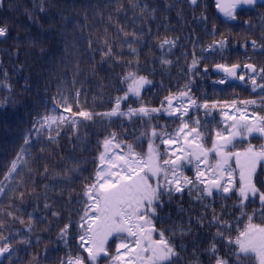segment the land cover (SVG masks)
Returning <instances> with one entry per match:
<instances>
[{
    "label": "trees",
    "instance_id": "16d2710c",
    "mask_svg": "<svg viewBox=\"0 0 264 264\" xmlns=\"http://www.w3.org/2000/svg\"><path fill=\"white\" fill-rule=\"evenodd\" d=\"M34 4L38 5L39 0H6L4 7L0 8V26L8 30L5 37H0V98H9L0 107V180L7 175L11 162L23 146L22 134L31 129L32 122L38 116L51 112L53 98L57 102L60 100L58 92H63L71 105V112L64 113L66 116L71 117L77 107L102 113L112 106L111 99L124 94L118 89L127 87L122 80L132 71L152 81L151 85L141 89V97L145 105L157 107L170 91L175 93L182 89L191 78L188 69L194 44L197 45L195 52L201 71L194 80L192 93L196 97L206 95L210 102L221 101L212 111L209 129L221 126L224 119L221 112L228 110L224 101L261 98L260 90L253 92L250 82L247 85L241 81L221 85L214 82L222 77L211 73L216 64L230 66L252 63L264 67V57L260 56L264 48L253 49L251 45L252 41H256L258 46L264 45V28L260 27L262 16L257 14H264V9H259V6L251 11L238 10L237 19L230 20L217 12L213 0H198L196 6L190 5L188 0H45L47 10L36 11L30 17ZM202 15L207 17L206 21L201 19ZM245 22L253 25L251 30ZM213 27L217 33L215 36L211 34ZM124 33L129 35L125 36ZM133 33L139 38V42L132 43L137 50L135 54L125 43L126 40H133ZM165 38L176 40V46L171 51L168 45L159 47ZM221 38L227 41L224 50L213 49L204 53L207 59L201 57V49ZM105 41L111 46V56L103 55L107 50ZM162 60L172 63L162 64ZM203 68L208 69L207 75ZM257 82H261L259 78ZM76 91H80L81 95L77 103H73ZM138 106L137 103L132 104V107ZM60 110H63L62 107ZM252 110L249 108L250 112ZM259 111L264 115V108ZM200 115L203 116V110ZM76 119L82 120L79 117ZM121 123L126 129H136L137 133L143 131L140 121ZM159 123L166 125L167 131H173L176 127L169 119H161ZM111 130L119 133L121 129L113 124ZM106 134L99 123L84 121L74 130L65 125L58 136L55 131L51 132L54 142L49 141L48 133H43L39 141L33 140L29 149V167L13 181L19 187L0 204V214L14 212L24 221L20 223L4 217L5 228L10 227L12 232L19 233L16 237L18 241L26 236L31 241L30 244H15L14 264H60L68 249L75 252L78 242L72 236L78 230L70 233L67 248L60 241L59 232L69 219L75 221L79 218L76 209L81 205L77 201L82 198L83 186L90 182L95 173L97 157L102 151L98 142ZM249 139L257 147L264 143V139L259 137ZM128 142H134V139ZM247 146V142L241 143L238 139L234 150L242 151ZM73 162H79V171L73 176L75 183H61L65 168ZM45 166L49 173H44ZM262 170L264 161H258L257 172L261 173ZM185 174L191 177L194 170L186 169ZM20 191L25 193L23 202L16 198ZM237 202L235 197L216 199L212 207L220 212L222 206L227 205L229 212H232V206ZM203 203L210 202L205 200ZM45 204L49 207L45 208ZM53 212H58L59 216L52 215ZM201 213L211 219V210L202 207L201 202L185 190L183 194H175L171 203L166 204L160 212L161 216L170 217V222L157 221L156 226L168 229L186 222L188 217L194 220ZM236 216H239V212ZM225 219L235 222L231 216L226 215ZM253 222L264 223L259 219ZM246 223V220L243 221L240 229ZM29 227L31 232H28ZM191 227L192 232L187 236L174 237L177 245L182 243L187 248V251L181 252L180 264H189L193 251L199 253L201 264H209L211 255L203 250L214 242L220 249V255L226 256V243L213 239L216 228H209L207 223L203 227L193 223ZM4 234L9 233L6 231ZM237 234V231L230 233L233 238ZM165 235L169 237L171 234L166 231ZM109 251L114 252L111 241ZM0 264L9 262L0 261ZM101 264L109 262L101 261ZM245 264L257 262L252 259L245 261Z\"/></svg>",
    "mask_w": 264,
    "mask_h": 264
},
{
    "label": "snow or ice",
    "instance_id": "6c2138e0",
    "mask_svg": "<svg viewBox=\"0 0 264 264\" xmlns=\"http://www.w3.org/2000/svg\"><path fill=\"white\" fill-rule=\"evenodd\" d=\"M5 2L6 0H0V8L4 7ZM188 2L192 6L198 4V0ZM44 5L45 0H39L38 5L34 4L33 11L29 13L30 17L36 11L45 12L47 9ZM257 5L264 7V0H228L223 5L220 0H216V6L230 20L237 19L238 9L255 10ZM257 14L262 16L260 27L264 28V14ZM201 19L206 21L207 17L202 15ZM245 23L251 30L253 25L250 22ZM7 32L6 27L0 26V37H5ZM211 34L217 35L214 27ZM131 35L133 40H126L125 43L131 53L135 54L137 50L132 47V43L139 42V38L135 33ZM226 44L224 38L214 40L207 48L201 49V57L213 49L224 50ZM165 45H168L171 51V48L176 46V40L165 38L159 47L163 48ZM251 45L253 49L264 48V45L258 46L256 41H252ZM105 47L107 50L103 55L111 56V46L107 41ZM196 47L194 44L191 52L192 60L188 72L192 76L188 83L175 93L170 91L160 101L159 106L145 105L141 97V89L145 85H151L152 81L129 71L122 80L127 87L118 89L124 94L110 100L112 106L109 110L102 113L89 112L77 107L71 117L66 116L64 113L71 112V105L63 92H58L60 100L57 102L53 98L51 112L38 116L32 122L31 129L22 134L23 146L11 162L7 175L0 180V204L19 187L13 181L29 167V149L33 140L39 141L43 133H48L49 141L54 142L51 132L55 131L58 136L65 125L74 130L76 125L84 121L99 123L107 133L98 142L102 151L97 157L95 173L90 182L83 186L82 198L77 201L81 205L76 209L79 218L75 221L69 219L60 229L59 239L66 248L70 233L78 230L77 234L72 236V239L78 242L75 252L68 249L60 264H101V261H108L109 264H180L181 252L187 251V248L182 243L177 245L174 237L190 234L193 223L201 227L207 223L209 228H216L213 239H218L222 244L226 243L228 247L226 256L220 255V249L215 242L203 250L211 255L209 264H245V261L252 259L257 264H264V223L253 222L254 219L264 221V170L257 172V162L264 161V143L257 147L249 139H264V115L259 111L264 108V67H257L252 63L214 66L224 74L223 78L214 83L223 85L237 80L247 85L250 82L253 92L260 90L261 98H234L224 101L228 110L221 112L224 117L221 126L218 129H209L212 111L221 101L210 102L206 95L196 97L192 93L194 80L201 71L198 68ZM161 63L171 64L172 61L162 60ZM203 72L207 75L208 69L203 68ZM258 78L260 83L257 82ZM80 95V91L75 92L73 103H77ZM8 100L7 97L0 98V107ZM133 103L139 106L132 107ZM238 104L243 107H238ZM45 106L47 107V102ZM249 108L253 110L250 112ZM201 110L203 116L200 115ZM161 119L171 120L176 125L174 130L167 131V126L159 123ZM122 121L131 124L140 121L143 131L137 133L136 129H126ZM154 121L156 123H153ZM113 124L121 129L119 133L111 130ZM130 139H134V142H128ZM238 139L239 142L248 144L242 151L234 150ZM186 169L194 170V175L187 176ZM78 171L79 162H73L65 168L61 183H75L73 176ZM44 173H49L47 166ZM56 176L59 177L60 174L57 173ZM185 190L193 195L196 201L201 202L202 207L211 210V219L201 213L194 220L188 217L186 222L171 228H157V221L167 223L171 220L170 217L160 215L165 205L171 203L175 194H183ZM24 195L25 193L20 191L16 198L23 202ZM233 197L238 202L232 206V212H229L227 205L222 206L220 212L212 207V202L216 199L229 200ZM205 200L210 203L204 204ZM253 205L256 207H252ZM48 207L49 205L45 204V208ZM237 212L239 216H236ZM52 215L59 216V213L53 212ZM226 215L234 217L235 222L226 220ZM4 217H10L20 223L24 221L14 212L0 214V261L14 264L12 257L17 251L15 244H30L31 241L27 236L18 241L16 237L19 233L12 232L10 227L5 228ZM31 219L29 214V220ZM245 220L247 223L240 229L239 225ZM6 231L8 235L4 234ZM166 231L171 234L169 237H166ZM233 231L238 232L235 238L230 235ZM28 232H31V227ZM110 241L114 252L109 251ZM192 247L196 248L195 243ZM189 264H201L198 252L193 251Z\"/></svg>",
    "mask_w": 264,
    "mask_h": 264
},
{
    "label": "water",
    "instance_id": "95a60500",
    "mask_svg": "<svg viewBox=\"0 0 264 264\" xmlns=\"http://www.w3.org/2000/svg\"><path fill=\"white\" fill-rule=\"evenodd\" d=\"M220 2H221V4L223 5V4H226V3L228 2V0H220ZM220 11H221V10H220ZM221 12H222V11H221ZM212 73H213V74L224 75L222 72L216 70L215 68L212 69ZM231 81H233V80H231Z\"/></svg>",
    "mask_w": 264,
    "mask_h": 264
},
{
    "label": "flooded vegetation",
    "instance_id": "af4514ba",
    "mask_svg": "<svg viewBox=\"0 0 264 264\" xmlns=\"http://www.w3.org/2000/svg\"><path fill=\"white\" fill-rule=\"evenodd\" d=\"M214 1V3H215V6H216V1L215 0H213ZM259 6V9H264V7H262V6H260V5H257V7ZM217 7V6H216ZM217 9H218V7H217ZM260 56L263 58L264 57V53H261L260 54ZM240 82V81H239Z\"/></svg>",
    "mask_w": 264,
    "mask_h": 264
}]
</instances>
